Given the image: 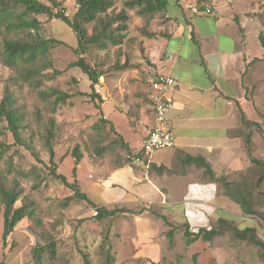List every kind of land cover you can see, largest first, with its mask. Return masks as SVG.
Instances as JSON below:
<instances>
[{
    "label": "rangeland",
    "instance_id": "obj_1",
    "mask_svg": "<svg viewBox=\"0 0 264 264\" xmlns=\"http://www.w3.org/2000/svg\"><path fill=\"white\" fill-rule=\"evenodd\" d=\"M41 1L52 4L51 0ZM58 1H61L58 9L64 8L69 16H73L78 9L76 0ZM125 1L115 0L113 11L118 13ZM169 1L171 3L178 0ZM137 8L127 10L130 16L129 27L124 31L126 37L122 44L110 46L107 50L92 48L85 54L89 62L105 72L94 88L81 69L69 67L70 63L79 58V54L75 52L78 42L73 29L59 19H49L46 15L37 16L42 21L40 35L62 41V44L51 48L49 62L40 66L42 74L40 81L36 82H39L40 89L58 88L73 94L66 103L55 108V113L52 112L53 103L39 97L36 82L23 81L18 71L5 66L0 58V99L6 88L11 89L27 118V125L19 142L7 128V123L0 120V178L19 181L23 191L22 198L32 201L36 210V216L21 220L7 239L14 249L21 251L25 264H36L33 248L51 240L56 244V254L52 257L46 253L43 264H84L83 253L87 254L93 264H102L107 250L115 257V264H264L262 249L248 240L235 237L232 228L252 227L264 241V203L261 201L264 182L258 189L252 188L257 200L254 207L262 213L261 216L246 214L241 208L240 216L209 217L207 228L221 226V234L211 241L198 239L192 244L187 243L184 228L181 227L184 222L189 221L171 220V223L180 227H177L174 244L170 245L166 237L169 227L163 226L161 214L144 216L143 207L138 206L114 218L97 219L94 206L85 200H73L66 204L65 199L72 191L50 173L51 163L45 136L51 116L55 117L57 124L56 137L52 142L56 153V169L65 174L69 181L77 178L81 162L83 169L80 175L87 179L92 158L102 159V163L110 168L124 162L126 154L121 149L120 142L109 132L108 125L99 123L102 101L90 95H81L80 92L94 91L103 99L122 78V74L137 69L143 79L140 81L150 84L146 69L155 65V61L159 59L163 39V36L151 35L168 34L166 27L171 11L169 9L141 15ZM89 29L92 31V25H89ZM2 36L0 32V41ZM132 82L134 79L128 76L123 84L131 88L134 86L131 85ZM136 142L138 147H142L141 140ZM76 149L85 157L80 162L73 156ZM34 153L38 154L42 162H38ZM217 185L222 194L223 187ZM22 198L15 206L22 204ZM0 212L3 214L1 204ZM219 219H227L231 224H221ZM191 229L197 231L199 228ZM3 231L4 221L0 223V240ZM17 263L16 259L14 264Z\"/></svg>",
    "mask_w": 264,
    "mask_h": 264
},
{
    "label": "crops",
    "instance_id": "obj_2",
    "mask_svg": "<svg viewBox=\"0 0 264 264\" xmlns=\"http://www.w3.org/2000/svg\"><path fill=\"white\" fill-rule=\"evenodd\" d=\"M203 4L194 13L197 0L171 1L161 55L155 65L143 67L150 84L140 81L138 69L126 71L103 97L101 117L138 152L142 147L136 141L144 143L155 121L152 81L162 74L177 81L168 114L176 145L156 151L150 169L140 164L110 168L92 158L84 179L81 162L77 180L98 206H142L144 216L154 212L170 222L188 220L192 228L209 227V217L215 215L240 216V205L220 194V187L204 179L203 168L189 159L205 158L217 174L253 168L246 146L251 133V154L264 161V0ZM128 76L134 79L131 88L123 84ZM242 113L260 126L243 125ZM9 241L2 235L0 264H14L16 259L25 264L21 251Z\"/></svg>",
    "mask_w": 264,
    "mask_h": 264
},
{
    "label": "trees",
    "instance_id": "obj_3",
    "mask_svg": "<svg viewBox=\"0 0 264 264\" xmlns=\"http://www.w3.org/2000/svg\"><path fill=\"white\" fill-rule=\"evenodd\" d=\"M197 1L199 2L197 8L202 10L203 3L206 0ZM51 2L52 4L49 5L41 0H0V32L3 34L0 41V58L5 66L17 70L23 81H34V83L40 81L39 78L42 74L40 66L43 63L46 64L47 61L49 62L51 48L56 44H62V41L47 39L40 35L39 31L42 27V21L37 17L39 15H46L49 19H59L73 29L78 42L75 52L79 54V58L70 63L69 67L81 69L91 81V87L94 88L99 84V80L105 72L98 70L96 65L89 62L85 54L92 48L107 50L110 46H117L124 42L126 37L124 31L128 30V21L130 19L127 11L128 8L138 7L137 12L141 15L147 13L155 14L156 12L170 9L169 0H126L124 7L118 13H115L113 11L115 0H76L78 9L73 16H69L65 13L64 8L58 9L61 1L51 0ZM89 25H92V31H90ZM158 36L167 38L168 34L152 33L151 35V37ZM124 65L127 64L124 63ZM39 85V82H36L39 97L43 101H51L53 103V113H55V108L58 105L66 103L73 96V94L58 88L49 90L40 89ZM80 94L90 95L94 99L98 98L103 101L101 96L94 91L92 93L80 92ZM0 120L7 123V128L15 140L17 142L21 141L22 131L27 125L26 113L21 108L19 100L9 88H6L3 98L0 99ZM240 122L247 127H251L252 125L260 126L259 123L248 120L244 113L240 117ZM99 123L109 125V132L120 142V147L126 154L124 162H120L118 166L124 164L136 165L137 163L134 161V158L140 151L133 152L131 150L129 145L124 141V138L116 132L112 122L100 117ZM56 131V119L54 116H51L48 120L45 136L51 163L50 173L72 191L66 197L65 203L69 204V202L79 199L85 200L94 206V209L98 212L95 217L100 220L109 217L114 218L119 214H126L129 210H132L127 205L98 206L82 191L77 178L69 181L65 174L57 171V164L55 162L56 153L52 145L56 137ZM246 146L254 166L244 171L217 174L211 163L205 158L198 156L190 157L189 160L194 162L198 167L203 168L204 179L221 185L224 191L222 194L231 197L246 214L261 216L262 213L254 207L257 200L252 188L258 189L261 183L264 182V161L251 154V133L246 135ZM34 156L38 162H42L37 153H34ZM73 156L78 162L82 159V153L79 149L74 151ZM22 193L19 181L15 179L9 180L7 177L0 178V204L3 206V214L0 212V217L3 216L4 218L3 239L5 243L10 233L21 220L25 218L32 219L36 216L34 203L30 200L28 201L26 197L22 198ZM261 194V201L264 203V191ZM21 198L22 204L15 206ZM160 218L163 221V226L169 227L166 231V237L169 239L170 245H173L177 227L180 226L171 223L163 214H161ZM219 222L224 225L231 224L227 219H219ZM181 227L184 228L183 234L188 244H192L198 239L211 241L215 236L221 234L219 232L221 226L219 228L217 226L212 228L200 227L197 231H194L191 229L189 223L184 222ZM232 228L235 237L244 241L248 240L262 249L261 255L264 261V241L257 236L256 230L252 227L240 229L232 226ZM46 253L55 257L56 244L54 241H48L45 245L38 244L33 248V258L36 264H43V258ZM83 260L84 264H93L85 253H83ZM115 263V257L107 250L106 258L102 264Z\"/></svg>",
    "mask_w": 264,
    "mask_h": 264
},
{
    "label": "built area",
    "instance_id": "obj_4",
    "mask_svg": "<svg viewBox=\"0 0 264 264\" xmlns=\"http://www.w3.org/2000/svg\"><path fill=\"white\" fill-rule=\"evenodd\" d=\"M193 12L200 10L193 7ZM206 12L211 13L209 8ZM177 81L173 76L162 74L152 81L151 102L154 110V125L146 136L140 153L134 161L145 169H150L153 162V154L156 151L172 148L176 145V135L169 120V111L174 104L171 91L176 87ZM100 92V90H98ZM94 209V214L97 215Z\"/></svg>",
    "mask_w": 264,
    "mask_h": 264
}]
</instances>
